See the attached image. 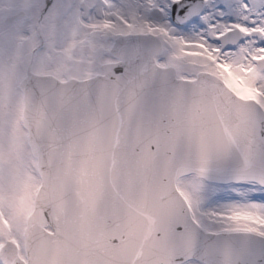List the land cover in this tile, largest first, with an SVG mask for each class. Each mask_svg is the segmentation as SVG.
Masks as SVG:
<instances>
[{
    "label": "snow or ice",
    "instance_id": "snow-or-ice-1",
    "mask_svg": "<svg viewBox=\"0 0 264 264\" xmlns=\"http://www.w3.org/2000/svg\"><path fill=\"white\" fill-rule=\"evenodd\" d=\"M0 264H264V0H0Z\"/></svg>",
    "mask_w": 264,
    "mask_h": 264
}]
</instances>
